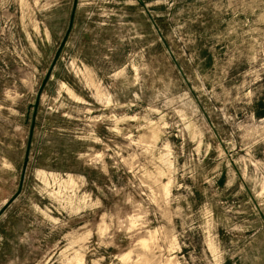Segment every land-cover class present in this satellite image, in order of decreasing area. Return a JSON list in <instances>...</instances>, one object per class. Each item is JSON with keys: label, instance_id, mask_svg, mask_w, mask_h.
Masks as SVG:
<instances>
[{"label": "rangeland", "instance_id": "1", "mask_svg": "<svg viewBox=\"0 0 264 264\" xmlns=\"http://www.w3.org/2000/svg\"><path fill=\"white\" fill-rule=\"evenodd\" d=\"M0 264H264V0H0Z\"/></svg>", "mask_w": 264, "mask_h": 264}]
</instances>
